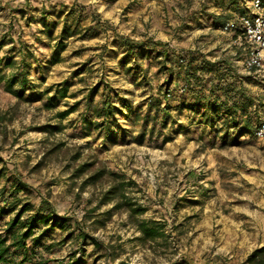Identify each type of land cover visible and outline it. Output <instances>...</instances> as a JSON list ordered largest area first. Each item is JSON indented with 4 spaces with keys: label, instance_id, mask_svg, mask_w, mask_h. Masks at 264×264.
I'll use <instances>...</instances> for the list:
<instances>
[{
    "label": "rangeland",
    "instance_id": "obj_1",
    "mask_svg": "<svg viewBox=\"0 0 264 264\" xmlns=\"http://www.w3.org/2000/svg\"><path fill=\"white\" fill-rule=\"evenodd\" d=\"M252 2L0 0V234L11 244L38 217L24 264H251L264 247Z\"/></svg>",
    "mask_w": 264,
    "mask_h": 264
},
{
    "label": "trees",
    "instance_id": "obj_2",
    "mask_svg": "<svg viewBox=\"0 0 264 264\" xmlns=\"http://www.w3.org/2000/svg\"><path fill=\"white\" fill-rule=\"evenodd\" d=\"M197 69H195L196 71ZM15 93V92H14ZM62 97H65V92L62 94ZM53 101L54 98L51 97L49 99V104L48 106L50 108L53 107ZM73 112V108H70L69 110L65 112H61L58 114L59 118H66L67 116L70 115V113ZM27 211V208H23L20 210L16 217L9 223L8 225V232L14 230L16 227H18L20 223V219L24 212ZM5 210L3 208H0V217L4 215ZM52 216L50 214H44V211L41 210L40 212V218L38 219V223H41L43 225H48L53 219L51 218ZM37 216L31 217L30 220L26 221L22 226L25 228V232L18 234L15 236V241L11 244H8V237L0 234V264H12L14 261V258L21 255L22 253H18L20 249H24V252L26 254H23L22 260L18 264H24L28 261L27 259V246H26V241L33 235L34 230L37 228ZM141 231L142 233L146 236V238H152L155 236L157 233L154 228H150L148 224L143 223L141 225ZM45 232V231H44ZM34 243L36 245H39L40 243V238H36L34 240ZM11 249H14L13 251ZM248 262L251 264H264V247L256 250L252 256L248 259ZM68 264H82L80 261H72L69 262Z\"/></svg>",
    "mask_w": 264,
    "mask_h": 264
},
{
    "label": "built area",
    "instance_id": "obj_3",
    "mask_svg": "<svg viewBox=\"0 0 264 264\" xmlns=\"http://www.w3.org/2000/svg\"><path fill=\"white\" fill-rule=\"evenodd\" d=\"M252 15L241 18L242 32L245 39L252 46L246 59V68L250 71L264 69V6L263 0H253ZM232 24H227L229 30ZM264 134V125L258 135Z\"/></svg>",
    "mask_w": 264,
    "mask_h": 264
}]
</instances>
